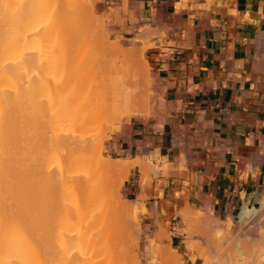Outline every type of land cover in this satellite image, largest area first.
<instances>
[{
	"label": "crops",
	"instance_id": "obj_1",
	"mask_svg": "<svg viewBox=\"0 0 264 264\" xmlns=\"http://www.w3.org/2000/svg\"><path fill=\"white\" fill-rule=\"evenodd\" d=\"M91 3L112 39L134 40L143 30L155 44L144 50L155 83L152 113L126 121L106 144L113 160L156 168L147 176L135 165L121 187L125 200L145 208L152 236L178 213L227 223L245 206L260 208L264 0ZM170 233L173 254L183 255L184 264H201L187 255L186 237L176 227Z\"/></svg>",
	"mask_w": 264,
	"mask_h": 264
},
{
	"label": "bare ground",
	"instance_id": "obj_2",
	"mask_svg": "<svg viewBox=\"0 0 264 264\" xmlns=\"http://www.w3.org/2000/svg\"><path fill=\"white\" fill-rule=\"evenodd\" d=\"M17 1L20 3V6L19 4L17 5V7L19 6L18 9L15 7V9H17V11L15 9L13 11L16 12L14 13L15 16H13V12L11 10H8L10 14L12 13L11 17H9L8 15H6L7 18L4 17L3 5H8V8H11L12 6L10 5V3L14 2L16 5V3H18ZM71 1L72 0H0V264L133 263L132 259L129 260V263V258L127 256L129 255L128 251L132 250L128 245L129 240L126 238V240L128 241L127 246L129 247L127 248L126 243L124 244L125 241L121 239V242L120 238L125 231H128L129 228L130 230H133V233L137 230L138 226H136L137 224L134 222V220L136 221L134 217H137V211L135 212L132 208L127 206L130 204L127 201H124L123 203L113 204L110 198L112 197V195L110 196V191H112L111 187L109 184V187H107L108 185L105 186L103 184L105 182L101 181V179H98L96 181H100V185H97L95 182L92 183L93 179H97L98 177L93 176L95 172L93 173V170H91L90 173L89 168L94 166L97 167L101 162L99 159H103H95L96 156L98 157V155L96 154L99 149L97 148L101 144L98 146L96 145V147L94 146V150H88L86 151V153L85 148H87V145L95 141L97 137L96 135H98V133H96L95 137L92 136L91 139L94 140L88 141V139H86V136L68 132V129H70V127H80L82 124L87 123L86 121L84 122L81 119L80 121L79 118L76 120L74 117L75 114L72 111L75 112L77 110H74V108H76L75 105L78 100L82 98H79L80 95L77 96L76 94L78 93V89H80V92L82 91V88L87 90L88 87L85 84H82L81 88L77 87V91L74 90L71 91L72 93H70L69 89V92L66 91V86L64 85L65 83H63V81L61 83L60 81L76 80V82L79 81L80 83H84V80H86V75H84V73L86 74V72L84 71L89 68L88 73L91 74L94 71L96 72V70H98V65L96 68V63H94V60L98 59L97 63H99V58L103 64L105 63L109 65L112 73L115 75L112 80H106L105 76L106 74H108V72L101 71L102 73H99L101 77L98 78V80H92V76L87 74L90 76L91 81L87 78L85 82L87 84V82L89 83L90 81L91 92V96L89 97L90 101H88L91 108H86V110H95L94 113L97 116H95L94 118L100 117V122H97L96 118V124H93L96 126L100 125L99 123L106 122V120H104V117L109 116L112 119L119 118V120H122L123 118L132 115H137L148 110L150 111V101L148 99L145 101L143 100L146 94L144 91H140V88L138 89V80L133 79L134 77L136 78L140 76V72L133 70L129 61L128 52H133L132 49L135 48V42H133L132 46L129 48H126L128 46H124L125 48H123L126 50H124L122 46H109L107 45V43H104L103 46V40L99 38L98 39L100 41L98 40V42H100V44H95L97 40L95 42L93 40L94 38L91 29L92 25H89L87 23L86 25L85 22L82 21V19H84L82 15H89V12L91 10H89V7L91 6H89L87 9L89 11H86L87 7L86 5H82L81 0H73L75 2V6ZM8 11L5 9V13L8 14ZM79 14L81 17L79 16ZM5 31L7 32V34L5 33ZM8 32L10 34H12L13 32V38L11 36L12 39L10 38ZM101 32L103 33V31ZM3 34H5L7 38L9 36V39H11V41L9 40L10 42H7L5 37L6 42H3ZM70 44H76V47L74 46L75 49L73 48L74 53H70L67 49ZM136 44H138V42ZM101 58L104 59L102 60ZM72 61L75 63L68 67V64H71ZM144 64L146 65L147 70H150L149 64L147 62H145ZM90 66H92V68ZM61 70L63 71L62 74ZM122 74H124V77L119 78L118 75L121 77ZM24 80L37 81H35V86H33V83L29 85V88H32L31 90L33 92L24 86L29 84H24V82H22ZM21 82L23 84V87L21 85ZM38 83L39 88H35L37 87ZM52 84H54V86L51 89L50 87ZM26 92L27 94H31L30 99L32 104L36 101V97H38V99L42 97L40 99L41 102L39 101V107H41L42 111L47 112L46 118L43 117V115L41 116L42 118H45V122L43 119L41 120V122L44 123V126L40 128L41 130L37 129V132L31 133L34 135L33 139L35 140V144L33 142L34 140L31 143V145L34 144L33 146L35 147L31 148L35 149L37 147V158L35 157V153H37L35 152L37 151L36 149L30 150V147L29 149L27 148V146H24L28 142L26 141L25 143V140H28V138L31 136V134L27 133V125L26 128H23L25 121L22 118L26 119L27 117L25 118L24 114L20 115L19 113L20 103L22 99L25 100L24 98H26L27 96ZM35 92L41 94H38L36 97H34ZM27 97L29 98V96ZM32 99H34L35 101ZM86 102H82L84 104L80 103V106L82 105V107H84L85 104H87ZM34 106L37 107L38 105L34 104ZM71 107H73V109L69 110ZM38 108L36 110L37 113L40 112L38 111ZM38 114L40 115V113ZM29 115H31V113ZM33 115L36 118V113H33ZM30 117L31 119L33 118L32 116ZM38 119L39 120L35 121L36 125H38L37 121L40 122L39 117ZM109 119H107V121H109ZM90 120L89 122L92 121ZM101 120L104 121L102 122ZM21 123L23 124V126H21ZM65 124L67 125V129ZM63 125L64 127H62ZM34 129L35 127L32 130ZM65 130L67 131L65 132ZM27 134L30 135L28 138H26ZM19 141L21 142V147L19 146ZM95 143L96 142H94V144ZM19 148H21V151H23V153L25 154H23L24 161H29L28 159H26L27 157H29V155H27L25 152L27 149H29V151L27 150V153L33 151V154L35 156H32L30 153L29 154L32 156V158H36L34 159V161L36 160L35 163L37 164L38 160L39 163H42L46 166L45 171L42 172V182H46V179L47 181L50 179L52 182H49L53 184L56 183V189H53L54 187H51V185L48 184V187L50 186L53 191L51 193L48 192L47 196L49 197L50 194L53 195L62 191L64 200L67 201L70 205H68V207H63V205L60 209H57V205L54 206L55 209L52 215H55L52 218L53 220L49 218V220L51 219L52 221H50V223H52V228L51 226H49L52 232H50L49 230V233L44 236V232L40 234L38 231H35L36 228L34 229L32 220L36 217L38 218L41 212L45 209L44 207L39 208L38 210L35 209V202H37V200L35 199V202L32 201L35 196H33V199L30 196L32 194H30L29 197L26 196V198L28 197V201L23 196L25 191L24 188L22 190L21 184H18V180H27L26 178H23V176L25 177V170L23 169L26 166H22L23 164H26V162L24 161L23 163L21 162L22 168L20 166V173H22L23 176L20 175V173L18 176V169L20 165L18 159ZM100 150H102V148ZM98 153L100 155L102 154L100 151ZM116 161L117 163H115L114 167L124 168L126 170L125 172H127V174L125 173L126 175L123 177V180H126L128 178V175L130 173L129 171L137 164H140L142 166L143 174L144 172H148V170L154 169L151 163L147 166L145 163H141L140 161ZM100 165H102V169H105L106 171L109 168L108 166H110L108 162H103V160ZM48 167H51L52 172ZM86 167V170L89 174L87 173V171L84 172V174L87 173L89 179H92L91 185H88L85 181H82V179H85L84 177H82L84 175L82 174V170H84V168ZM41 169L39 171H41ZM46 169H48L50 172L49 179L45 175L46 173L48 175V170L46 171ZM44 172L46 173L44 174ZM96 173L98 172L96 171ZM105 173L106 172H104L103 175H105ZM30 176L32 175H29V177ZM87 176L85 175V177ZM44 177L46 178L45 180ZM36 181L39 184L37 179ZM42 182L40 181V187H42ZM81 182L85 183L82 184ZM72 183H74L76 189L75 187H70V184L72 186ZM77 183H80V186L83 185L84 188L86 187L85 191L87 196H85L86 194L84 195V193L82 194L87 198H84L85 201L81 199L80 204L76 203V198H78L77 200L79 201V197H76L74 196L75 194H73L75 190L78 191V185H76ZM44 187L47 188L46 186ZM44 187L42 188V190L44 189ZM77 193L78 192H76V194ZM79 194L80 193H78V195ZM68 195H70L69 200L65 198L68 197ZM40 196L43 198L45 196L44 192L41 191ZM64 200L61 199L62 203L65 202ZM52 206L53 203L50 202V206L47 207L50 208L49 211H51L52 209L53 212L54 207ZM142 210L146 212L144 207H142ZM263 213L264 200L260 208H249L248 206H245L240 214H238L236 223L241 226H246L253 220H259ZM182 217L183 220L191 223L196 219L194 217V212L189 211L183 212ZM137 219L139 218L137 217ZM101 220H106L107 223L103 224L100 227L101 232L97 234L95 230L93 231V225L94 223ZM120 222H123L125 224V226L123 225V228L125 229L124 232L120 231L122 229V223L120 225ZM229 222L230 228L235 226L234 218H229ZM126 224L128 226H126ZM207 229L208 233H212L213 228L207 226ZM229 231L227 233H218L216 235H214V231V234L212 233V237H214L212 239V243H216L215 240L228 239L231 233H229ZM118 232H121L122 235ZM113 233H115L117 237L119 236L117 245H113L111 243L109 245L104 244L103 238L109 237ZM126 236L127 235L125 234L124 237ZM128 236L133 237V235ZM259 236V239H257L256 241L254 239L248 241L250 242V245H252V252L250 257L251 259L246 260L247 264H264V231L259 232ZM42 237H47L49 239L51 238L54 242H58V244H61V246L59 244L61 250H58L59 253L61 251V255H59L61 256V259L57 256H54L55 254H52L51 249L49 250L47 248H43L46 251H42L38 248V246H36V238L41 239ZM133 239L132 241H134ZM119 242H121L122 244ZM206 242L208 243V241ZM44 244L45 243L43 242V245L41 246L44 247ZM213 244H210L211 252L218 253L219 246ZM49 247H51V245ZM186 249L188 252L187 255L192 252L198 253L199 244L192 243L191 245H188ZM203 253H205L207 256ZM208 253L209 252H206V250L205 252H202V258L206 259L207 264H211V259L208 260L204 257H208ZM242 255H244L243 251ZM231 257L226 258H229L228 260H232ZM174 259L175 261L177 260L176 263L178 262V260H181L182 263V260H184L185 257L177 253ZM198 259H200V257H198ZM230 262L231 261H228L229 264ZM135 264H137V259H135Z\"/></svg>",
	"mask_w": 264,
	"mask_h": 264
},
{
	"label": "rangeland",
	"instance_id": "obj_3",
	"mask_svg": "<svg viewBox=\"0 0 264 264\" xmlns=\"http://www.w3.org/2000/svg\"><path fill=\"white\" fill-rule=\"evenodd\" d=\"M82 1V5H86V11H89L90 9V12H89V15L88 14H84V15H82V17H84V19H82V21H84L85 22V24L87 23V24H91L92 25V35H93V40H94V42L96 41V43L95 44H97L98 43V45L100 44V42H98V40L99 39H102L103 40V46H104V43L106 44L107 43V45H109V46H122V48L125 46H128V47H126V48H129V47H131L132 46V44H133V42H135V44H134V46H135V48H131L132 50H133V52L131 51H129L128 52V54H129V61H130V64H131V67H132V69L133 70H135V71H138V72H140V76H138V77H134L133 79L134 80H138V89L141 91H144L145 92V96H144V98H143V100L145 101V100H149L150 101V111L148 110V111H146V112H142V113H140V114H137V115H132V116H129V117H126V118H123L122 120H119V118H116V119H112V118H110L109 116L108 117H104L103 119L104 120H106V122H103L102 120V122L103 123H99L100 125H93V124H96L95 122H96V118H97V122H100L99 120V118L100 117H96V118H94L95 116H97V115H95V113H94V111L93 110H91V109H88V110H86V108H91V106L89 105V102L88 101H90L89 99V97L91 96V92H90V81H91V79H90V76H92L91 78H93L92 80H98V78H100L101 76L99 75V73H102L101 71H103V72H108V74H106V80H112V78L113 77H115V75L112 73V71H111V69H110V67H109V65L108 64H103L102 63V61L100 60V58H99V63H97V61H98V59L97 60H94V63H96V68H97V65H98V70H96V72L94 71L93 73H88V66H87V68L88 69H86V71H84V72H86V74L84 73V72H82V73H84V75H86L85 76V79L87 80V78H88V80L90 79V81H89V83L87 82V84L85 83L86 82V80H84V83H80L79 81H77L76 82V80H61L60 82L62 83V81H63V83H65L64 85L66 86V91H68V89H69V91H70V93H72L71 91H74V90H76L77 91V87L78 88H81L82 87V84H85L87 87V90L86 89H84V88H82V91H80L79 92V90L80 89H78V93H76L77 94V96H79V98L80 97H82V98H80L79 100H78V102L77 103H79V104H77L76 103V105H75V107L76 108H74V110H76L75 112L74 111H72L74 114H75V119L77 120L78 118H79V120L81 119L82 121H86L87 123H85V124H82L80 127H73V128H71L70 127V129H68L69 131V133H75V134H80V135H82V136H86V139H88V141H90V140H94V139H91L92 138V136H94L95 137V135H96V133H98V135H96L97 137H96V139H95V141L94 142H96L95 144H94V142H92L91 144H89V145H87L86 147L88 148H85V153H86V151H92V149L94 150V146L96 147V145L98 146V145H100L97 149H99L98 150V152L100 151L102 154L100 155L98 152H97V154L96 155H98V157L96 156V158L95 159H99V158H103V159H99L101 162H102V160H103V162H108L109 163V165L110 166H108L109 168H108V170L106 171L105 169H102V165H100V163H99V165L97 166V167H91V168H89V172L91 173V170H93V176H97L98 178L97 179H93V182L92 183H96L97 185L99 184V182H96L98 179L100 180L101 179V181H103V182H105V183H103L105 186H107L108 184L110 185V187H111V190L112 191H110V196L112 195V197H110L111 198V202L113 203V204H118V203H123L124 201H127V202H129L128 200H125V198L121 195V187H122V185H123V183H124V181L125 180H123V177L127 174V172H125L126 170L124 169V168H116V167H114L115 166V163H117V161L116 160H113L111 157H110V155H109V153H108V151H107V149H106V144H107V142H108V140L110 139V137H111V135H113L114 133H116V132H118L120 129H121V126L126 122V121H128L129 119H131L132 117H135V116H149L151 113H152V110H153V107H154V104H155V100H154V98H155V83H154V80H153V75H152V70H151V67H150V70L148 69L147 70V68H146V65L144 64L145 63V57H144V52H143V50H145V49H147V48H149V47H151V46H154L155 44H152L151 43V41H150V39H144L143 38V36H142V31L143 30H141L140 31V35H138V36H136V38L134 39V40H118V39H112L111 37H110V35L108 34V32L106 31V29H105V26H104V21H103V19L100 17V15H99V13H98V11L95 9V7L92 5V3H91V0H81ZM18 2V1H17ZM71 2H73V4H74V6H75V2L72 0ZM13 3V4H12ZM12 3H10V5L12 6H9V7H11V8H13V9H11V8H8V5L6 6L5 4V6L3 5V7L8 11V10H11L12 12L14 11V9H15V7L18 9V7L20 6V3L18 2V3H16V5H15V3L14 2H12ZM77 3H78V1H77ZM19 4V6L17 7V5ZM71 4V3H70ZM72 5V4H71ZM70 5V6H71ZM89 6H91V7H89ZM88 7H89V10H87L88 9ZM3 8V16L4 17H6L7 18V16L6 15H8L9 17H11V15H12V13L10 14V12L8 11V14L7 13H5V9ZM8 8V9H7ZM72 8V7H71ZM17 9H15L16 11H17ZM80 11V10H79ZM14 13H16V12H13V16H15V14ZM80 13V12H79ZM81 14H82V12H81ZM12 16V17H13ZM79 16H80V14H79ZM81 17V16H80ZM5 18V19H6ZM10 19V18H9ZM5 22V21H4ZM7 23V22H6ZM86 24V25H87ZM86 25H84V26H86ZM88 25V26H89ZM101 27V28H100ZM99 28V29H98ZM87 29V28H86ZM91 29H89V30H91ZM101 29V30H100ZM9 30V29H8ZM10 31V30H9ZM101 31H103V33L101 32ZM11 32V31H10ZM5 33L7 34V32L5 31ZM9 33V32H8ZM91 34V33H90ZM101 34V35H100ZM8 36V35H7ZM9 36H10V38H11V36H12V38H13V32H12V34H10L9 33ZM9 36H8V38L6 37V35L5 34H3V36H2V38H3V42L5 41L6 42V40H7V42H10L11 41V39H9ZM5 37H6V40H5ZM140 38V40H139V38ZM99 38V39H98ZM10 40V41H9ZM158 41H160L161 40V38H159L158 37V39H157ZM100 41V40H99ZM132 42V43H131ZM138 42V44H136ZM73 47H72V46ZM69 46H71V47H69ZM68 46V51L70 52V53H74V50H73V48L75 49V47H76V44H70ZM75 46V47H74ZM124 47V48H125ZM123 48V49H124ZM131 49H128V50H131ZM124 50H126V49H124ZM59 52V51H58ZM102 59V58H101ZM104 59V58H103ZM102 59V60H103ZM108 60V59H107ZM107 60H106V62H107ZM105 61V60H104ZM109 61V60H108ZM75 62H71V64L69 63L68 64V67H70L71 65H73ZM85 66V65H84ZM91 68H92V66H90ZM95 68V69H96ZM91 70V69H90ZM62 71V70H61ZM63 73V71L61 72V74ZM87 74H89V75H87ZM96 76V77H95ZM97 78V79H95V78ZM118 77L119 78H123L124 77V74H122L121 75V77L118 75ZM100 80V79H99ZM30 81V82H29ZM36 80H24V81H22V82H24V84H27V83H29V84H27V85H24L27 89H32V88H29L30 86L29 85H31L32 83H33V86H35L36 85V82H35ZM58 81V80H57ZM70 81V82H69ZM22 82H21V85H22V87H23V84H22ZM39 82V81H38ZM73 84H72V83ZM75 83V84H74ZM35 84V85H34ZM68 84V85H67ZM55 85H57V84H55ZM28 86V87H27ZM54 86V84H52L51 85V89H52V87ZM24 87V88H25ZM72 87V88H71ZM25 88V89H26ZM35 88H39V83L37 84V87H35ZM76 88V89H75ZM87 92H85V91ZM32 91V90H31ZM68 91V92H69ZM89 91V92H88ZM33 92V91H32ZM31 92V93H32ZM80 93V94H79ZM26 94H27V92H26ZM26 94H24V95H26ZM28 94H30V93H28ZM27 94V96H29V98L26 96V98H24L25 100H23L22 99V101L24 102H22L21 101V103H20V109L22 110H20L19 109V113H20V115H22V114H24V116H25V118L26 119H24V118H22L21 116V118L25 121L24 122V126H23V124L21 123V126H23V128H26V125H27V127H28V134H31V133H33V132H37V129H40V128H42V126H44V123L43 122H41V120L43 119L44 120V122H45V118H46V115H47V112H45V111H42V109H41V107H39L40 106V102H41V98H39L38 99V97H36L38 94H41V93H36L35 92V94H34V97H36L35 98V100L37 101H35L34 99H32V100H34L35 102H33V104H32V102H31V94L30 95H28ZM90 94V95H89ZM33 95V94H32ZM87 95V96H86ZM33 97V98H34ZM40 97V96H39ZM145 97H146V99H145ZM28 99H30V100H28ZM38 99V100H37ZM82 99H84V100H82ZM86 100H87V102H86ZM40 101V102H39ZM82 102H86L87 104H85V108L84 107H82V105L80 106V103L81 104H84V103H82ZM38 103V104H37ZM28 104V105H27ZM32 104V105H31ZM34 104L35 105H38L37 107L36 106H34ZM34 106V107H33ZM79 106H80V108H79ZM32 107V108H31ZM35 107H36V109H35ZM39 107V108H38ZM93 107V106H92ZM37 108L39 109L38 111H40V112H38V113H40V115L36 112V110H37ZM32 109V110H31ZM71 109H73V107H71L69 110H71ZM34 110V111H33ZM79 110V111H78ZM81 110V111H80ZM77 111H78V113H77ZM43 114H42V113ZM89 112V113H88ZM31 113V115H29V114ZM33 113L35 114L36 113V118L34 117V115H33ZM87 113H88V115H87ZM91 113V114H90ZM73 114V115H74ZM43 115V117H45V118H42L41 116ZM30 116H32L33 118L31 119V117ZM80 116V117H79ZM92 116V117H91ZM38 117L40 118V122H38L37 121V124L38 125H36V120H39L38 119ZM109 119V121H107V119ZM74 119V120H75ZM92 121H91V120ZM112 119V120H111ZM80 120V121H81ZM89 120L91 121V122H93V123H91V122H89ZM21 121V120H20ZM29 121V122H28ZM111 121V122H110ZM114 121V122H113ZM79 122V121H78ZM107 123V124H106ZM111 123V124H110ZM30 124V125H29ZM31 124H35L34 126L33 125H31ZM40 125V126H39ZM73 125V124H72ZM102 125V126H101ZM110 125V126H109ZM30 126H32V127H30ZM65 126H66V129H67V125L65 124ZM96 126V127H95ZM35 127V129L34 130H32L33 128ZM56 127H58V126H56ZM62 127H64V125L62 126ZM22 128V129H23ZM21 129V128H20ZM24 130V129H23ZM41 130V129H40ZM96 130H97V132H96ZM67 130H65V132H66ZM27 134V137L26 138H28L30 135H28ZM35 134V133H34ZM33 134H31V136H32ZM21 136V135H20ZM19 136V137H20ZM29 137L28 138V140L26 139L25 140V143H26V141H28L24 146H27V148H33V147H35V146H33L34 144H35V140L33 139V137H34V135L32 136V137ZM88 137V138H87ZM90 138V139H89ZM32 139V140H31ZM34 140V141H33ZM97 140V141H96ZM32 141L34 142V144H32L31 145V143H32ZM24 143V142H23ZM21 142L19 141V146L21 147ZM30 144V145H29ZM29 145V146H28ZM26 148V147H25ZM29 148V149H30ZM30 149V150H37V147L35 148V149ZM102 148V150H100ZM24 149V148H23ZM29 149H27L28 151H29ZM91 149V150H90ZM27 150L25 151L26 152V154L27 155H29V157H27L26 159H28L29 161H24L23 160V151H21V148H19V150H18V159H19V163H20V165H19V169H20V166L22 165V163H23V161L24 162H26V164H23L22 166H24V165H26L25 167H24V169L23 170H25V177L23 176V174L22 173H20V171H21V169L19 170L18 169V176H19V173H20V175H22L23 176V178H26L27 180H25L24 179V181H26V182H24L23 181V179L22 180H18V184L20 185L21 184V188H22V190H23V188H24V194H23V196H24V198H26V196H28L29 197V195L30 194H32V195H30L31 196V198L33 199V196H35L34 197V199L32 200V201H34L35 202V199L37 200V202H35V209H39V208H42V207H44V209L45 210H43L42 212H41V214H40V216L37 218H34L33 220H32V225H33V227H34V229H35V231L37 232H39L40 234H42V232H44L43 233V236L44 235H46L47 233H49V230H50V232H52L51 231V229H50V227L49 226H51V228H52V223H50V221H51V219L53 218V216L55 215H52L53 213H54V209H55V207L54 206H56L57 207V209H60V208H62V206L63 207H68V205H69V203L67 202V201H65L64 200V198H63V192L62 191H60L59 193H56V194H53V195H51V197H50V195H49V197L47 196L48 195V192H52L53 191V189H56V187H55V185H56V183H51L52 181L49 179L50 178V172H49V170L51 171L52 169H51V167L49 168V170L48 169H46V171L48 172V175H47V173L46 172H44V174L47 176V178L49 179L48 181H47V179L44 177V180L46 179V182H42V177H43V174H42V172L43 171H45V168H46V166L44 165V164H42V163H39L38 162V160H37V164L35 163V161H34V159H36L38 156V150L37 151H35V152H37V153H35V155L33 154V151H30V152H28L27 153ZM103 151V152H102ZM22 152V153H21ZM32 152V153H31ZM82 152H84V151H82ZM32 155V156H35L36 158H32V156L30 155V154ZM84 153V154H85ZM25 155V154H24ZM100 155V156H99ZM103 155V156H102ZM31 157V158H30ZM95 157V156H94ZM25 159V158H24ZM25 159V160H26ZM32 159V160H31ZM109 159V160H108ZM98 160V161H99ZM31 161V162H30ZM115 161V162H114ZM123 161H125V160H123ZM22 162V163H21ZM30 163V164H29ZM34 164V165H33ZM29 165V166H28ZM22 166H21V168H22ZM35 168V169H34ZM41 168H43V169H41ZM92 168H96L95 170L94 169H92ZM41 169V171H39ZM87 167L86 168H84V170H82L83 171V173L82 174H84V172H86L87 170ZM35 170V171H34ZM152 170V172L154 173V174H156V168L154 167V169H151ZM32 171H34V172H32ZM37 171V172H36ZM96 171L99 173H96ZM24 172V171H23ZM40 172H41V174H40ZM52 172V171H51ZM104 172H106L105 173V175H103L104 174ZM87 173H88V171H87ZM87 173L86 174H84L82 177H84L85 179H82V181H85L88 185L90 184L91 185V178L89 179V176H87ZM126 173V174H125ZM145 173V172H144ZM35 174V175H34ZM89 174V173H88ZM146 174H147V176H148V172H146ZM27 175H28V177H27ZM29 175H32V176H30L29 177ZM85 175L87 176V177H85ZM34 176V177H33ZM40 176H41V178H40ZM103 176V177H102ZM21 177V176H20ZM102 177V178H101ZM21 179V178H20ZM32 179V180H31ZM36 179L38 180V182H39V184L37 183V181H36ZM147 177L144 179V183H147ZM95 180V181H94ZM21 181V182H20ZM40 181L44 184V186H46L47 188H45L44 186H43V184H41L42 185V187H40ZM49 181H51V182H49ZM30 182H32V183H30ZM49 182V183H48ZM85 182H81L82 184H84ZM107 182V183H106ZM23 183H24V185H23ZM48 184H50L51 185V187H54L53 189L52 188H50V186L48 187ZM76 185H78L77 187H78V191H76L75 190V192L73 193V194H75L74 196H78L79 197V201L77 200L78 198H76V203L77 204H80V201H81V199L82 200H84L85 201V199L84 198H87V197H85V196H87V194H86V191H85V188H84V186L82 185V186H80V183L78 184H76ZM100 185V184H99ZM102 185V184H101ZM109 185L107 186V187H109ZM112 185V186H111ZM39 186V187H38ZM103 186V185H102ZM20 187V186H19ZM44 187V189L42 190V188ZM70 187H75L74 186V183H72V186H71V184H70ZM114 187V188H113ZM21 188H20V190H21ZM39 188V189H38ZM49 188V189H48ZM38 189V190H37ZM50 189H52V190H50ZM75 189H76V187H75ZM36 190H37V192H36ZM50 190V191H49ZM41 191L42 192H44V194H45V196L42 198L41 196H40V194H41ZM56 191V190H55ZM30 192V193H29ZM33 192V193H32ZM47 192V193H46ZM76 192H78V193H80L79 195H78V193L76 194ZM82 193H84V195L82 194ZM21 194V193H20ZM43 195V194H42ZM37 196V197H36ZM114 196V197H113ZM28 197L26 198L27 200H28ZM41 197V198H40ZM66 199H68L69 200V198H70V195H68V197H65ZM58 199V200H57ZM59 199H60V201H59ZM61 199L62 200H64L65 202L64 203H62V201H61ZM31 200V199H30ZM26 201V200H25ZM29 201V200H28ZM84 201H82V202H84ZM50 202L51 203H53V206L52 207H54L53 208V212H52V209H51V211H49L50 210V208L49 207H47V206H50ZM60 202V203H59ZM73 202H75V201H73ZM79 202V203H78ZM81 202V203H82ZM49 203V204H48ZM62 203V204H61ZM130 204L129 205H127V206H129L130 208H132L135 212L137 211V217L139 218V219H137V217H134L135 219H136V221L134 220V222L137 224L136 226H138L137 227V230L133 233V230H130V228L128 229V231H125L124 232V228H123V225L125 226V224L123 223V222H120V225H121V223H122V229L120 230V231H123L124 232V234L122 235V233L120 232H118L119 234H121L122 235V237L120 238V241L122 242V240H124L123 242H124V244L126 243V246H127V243H128V241L126 240V238L129 240V247H131V251H128L129 252V255H127L128 256V261L130 260V259H132V262L135 264V259H137V264H184L185 263V261H186V259H184V260H182V263H181V260H178V262L176 263V261H175V257H176V255H177V253H174L173 254V252L171 251V249H170V247L167 245V242L168 241H170V237H171V233H170V228L171 227H176V231H178L180 234H183L185 237H186V239H187V241L185 242V245H186V247L188 246V245H191L192 243H198L199 244V252L197 253V252H192V253H189V255L188 256H195V257H192V259L194 260V261H196V259H198V257H200V261H201V264H207V261H206V259H204V258H202V252H205V250H206V252L208 251L209 253V255H210V257H209V255H208V257H206L207 255L205 254V253H203V254H205L206 256H204L205 258H207L208 260L209 259H211L210 260V263L211 264H229L228 263V261H231L233 264H247L246 263V260H250L251 258V252H252V245H250V242H248V241H250L251 239H254L255 241L257 240V239H259V232H261V231H264V219H263V221L261 222L260 220H253V221H251V222H249V224L248 225H244V226H241V225H238L237 223H236V221H237V219L235 220V226L234 227H232V228H230V222H229V220H228V222L227 223H225V222H220V221H217V220H215V219H210V218H208V217H206L205 215H203V214H198V215H196V213H194V217L196 218L195 219V221L194 222H186L185 220H183V217H182V213H178L177 215H176V218L172 221V222H170V221H167L165 224L164 223H162V224H160L159 225V229H160V231H159V233H157V234H155L154 236H152V233H151V231L148 229V227L146 226V224H145V221H144V215L146 214V212L145 211H143L142 209H140V207H139V205L137 204V203H133V202H129ZM59 204V205H58ZM52 205V204H51ZM73 205V204H72ZM46 206V207H45ZM60 206V207H59ZM70 206V205H69ZM75 206V205H74ZM132 206V207H131ZM38 207V208H37ZM59 207V208H58ZM72 207V206H71ZM145 212V213H144ZM55 213H56V211H55ZM181 216V217H180ZM49 218H51L50 220H49ZM36 220V221H35ZM53 220V219H52ZM197 220V221H196ZM37 222V223H36ZM52 222V221H51ZM110 222V221H109ZM138 222V223H137ZM198 222V223H197ZM35 223V224H34ZM50 223V224H49ZM105 223H107V221L106 220H101V221H98V222H96V223H94V225H93V231L95 230L96 232H97V234L98 233H100L101 232V230H100V227L103 225V224H105ZM126 223V222H125ZM197 223V224H196ZM212 224V225H211ZM229 225V226H228ZM117 226V225H116ZM126 226H128L127 224H126ZM207 226H210L211 228H213V231H212V233L214 234V231H215V234L214 235H216V234H218V233H227L229 230V233H230V237L228 238V239H226V240H223V239H220V240H215V242L216 243H212V239L214 238V237H212L213 235H212V233H208L207 231H208V229H207ZM38 228V229H37ZM117 228V227H116ZM126 228V227H125ZM215 229H217V230H215ZM250 229V230H249ZM119 230V229H118ZM127 230V229H126ZM253 232H252V231ZM210 231V232H211ZM222 231H224V232H222ZM226 231V232H225ZM248 231V232H247ZM130 232H132V233H130ZM116 233H117V231H116ZM136 233V234H135ZM247 235V237H246V235ZM248 233H249V235H248ZM255 233H257V234H255ZM51 234V233H50ZM125 234L127 235L126 237H124L125 236ZM210 234V235H209ZM251 234V235H250ZM128 235H133V237H132V239L134 240V241H132V239H131V237L130 236H128ZM204 237V238H203ZM209 237V238H208ZM212 237V238H211ZM118 238H119V236L117 237L116 236V234L115 233H113V234H111V236H109V237H106V238H103V243L104 244H107V245H109L110 243L111 244H113V245H117V243H118ZM138 238V239H137ZM201 238V239H200ZM203 238V239H202ZM39 239V238H38ZM37 238H36V246H38V248L39 249H41L42 251H46V250H44V249H51V252H52V254H55L54 256H57L58 258H60L61 259V256H59V255H61V251H60V253H59V251L58 250H61L60 249V247H59V244H58V242H54L51 238L49 239V238H45V237H42L41 239H39L38 240ZM122 239V240H121ZM41 240H42V242H41ZM208 241V243L206 242V241ZM43 242L45 243V244H47V245H45L44 244V247L43 246H41V245H43ZM121 242H119V243H121ZM132 244H131V243ZM211 242V243H210ZM263 242H264V237H263ZM38 243V244H37ZM122 244V243H121ZM210 244H213V245H217V246H219L218 247V253H214V252H211V250H210ZM51 245V247H49ZM202 245V246H201ZM60 246H61V244H60ZM251 246V247H250ZM49 247V248H48ZM55 247V248H54ZM128 246H127V248H129ZM250 247V248H249ZM44 248V249H43ZM62 248V247H61ZM126 248V247H125ZM126 248V249H127ZM238 249V250H237ZM129 250V249H128ZM242 251L244 252V255H242ZM250 252V253H249ZM47 253H49V252H47ZM126 254H128V253H126ZM200 254V255H199ZM126 256V257H127ZM231 257V259L232 260H228L229 258H226V257ZM224 257V258H223ZM133 258H134V261H133ZM218 258V259H217ZM226 261V262H225ZM235 261V262H234ZM230 262V264H232ZM60 263V262H59ZM129 263H130V261H129ZM132 263V264H133ZM208 263H209V261H208ZM58 264V263H57ZM256 264V263H255Z\"/></svg>",
	"mask_w": 264,
	"mask_h": 264
}]
</instances>
